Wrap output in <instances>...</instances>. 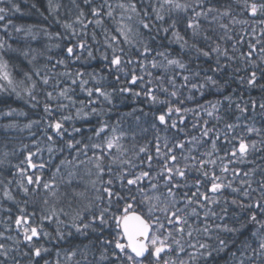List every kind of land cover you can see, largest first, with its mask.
Returning <instances> with one entry per match:
<instances>
[{
  "label": "snow or ice",
  "instance_id": "6c2138e0",
  "mask_svg": "<svg viewBox=\"0 0 264 264\" xmlns=\"http://www.w3.org/2000/svg\"><path fill=\"white\" fill-rule=\"evenodd\" d=\"M46 11L56 42L14 46L39 26L14 24L20 6L0 0V98L43 112L24 125L43 124V140L0 179V264H264V0H46ZM61 42L62 56L46 54ZM142 95L149 112L115 114L117 97ZM129 116L133 141L152 135L131 155Z\"/></svg>",
  "mask_w": 264,
  "mask_h": 264
},
{
  "label": "trees",
  "instance_id": "16d2710c",
  "mask_svg": "<svg viewBox=\"0 0 264 264\" xmlns=\"http://www.w3.org/2000/svg\"><path fill=\"white\" fill-rule=\"evenodd\" d=\"M14 2L20 6L22 13V14L16 13L10 17L14 24L23 25L25 27L30 25L39 26L35 29V31L38 33L36 40H31V38L25 39L23 33L14 34V40H13L14 46H17V44L23 47H27L28 45H31L32 48H36L38 51H44L45 45L56 42V41H49L47 36H45L44 33L41 31V29L44 27H47L49 31L52 32L62 31V29H60V27L53 22L52 17H49L48 20H45L43 16L40 15L41 12H43L45 16L48 15L46 11V0H14ZM61 2L66 3L67 0H61ZM33 3L37 5V8H32ZM37 9H39V11H37ZM60 15L62 19H67V16L64 14L63 8L61 9ZM63 45L64 42H61V49L53 48L50 53H46V54L52 55L54 58L62 56ZM13 62L17 64L18 68H22L24 70H27L30 67L27 64V61L24 60L22 57L15 58ZM45 62L46 61L44 60L43 57L38 58L37 63L42 65ZM98 66H99V62L94 61L89 65H83V64H79L76 66L70 65V70L75 71L76 67H80L82 69L87 68L89 71H91L93 67H98ZM58 70L63 71V68H60ZM109 79L111 80L112 78L109 77ZM135 87L136 86H133V88ZM79 98L83 99L84 98L83 94H81ZM26 99L27 97H25L24 99H17L15 96H7V95L0 98V110H4L6 109L7 106H11L13 108H16L18 111H22L27 114L25 116H19L15 118H0V125L8 123L10 119H15L19 124V127L15 130L4 131L3 128H0V159L5 160L4 166L0 167V179L3 178L10 179L11 177L8 175V172L10 170V165L19 164L20 161L26 155L27 151L29 150L34 151L33 142L43 140V133L41 131L43 124H41L40 126H34L31 130L24 128V125L28 123L30 120L39 119L40 117L43 116L42 108L33 109L30 106V104L25 102ZM41 104H43L42 97H41ZM115 105H116V113H115L116 115H119L120 113H132L134 109L137 110L134 113V115H140L139 109L143 108L145 112H149L150 110V103L143 95L139 98L126 96L123 99H121L120 97H117L115 101ZM257 119L259 120L261 118L257 117ZM114 122L115 120L113 119L112 123ZM122 127L125 132L129 133L126 139L123 141V143L125 148L129 149L130 155L132 154L133 145H136V147L138 148L139 146L145 144L146 140L144 138V135L147 136L148 140L152 139L151 133H147L144 135L138 134L136 140L135 141L132 140L131 133L133 129H135L136 127V122L133 116H129L126 119V121L123 122ZM32 133H35V135H32ZM25 146H27V148H25ZM41 146L43 147V145ZM5 152L9 153L6 159L3 155ZM91 154L92 153L90 151L89 155ZM33 159L37 160L38 157H34ZM43 159L45 161L48 160V155L46 151L43 153ZM57 162L58 160L53 161V165ZM243 167L247 168L250 167V165H245ZM53 170L54 167L46 169L45 179L49 178L51 171ZM81 175H83V172H81ZM85 179L87 178L85 177ZM79 190H84L83 183L80 184ZM88 194L92 195L91 192H89ZM46 227L48 228V230H52L55 227V225H50V226L46 225ZM83 239H84L83 237H78L76 239L70 238L69 242L66 243L65 246L72 247Z\"/></svg>",
  "mask_w": 264,
  "mask_h": 264
}]
</instances>
